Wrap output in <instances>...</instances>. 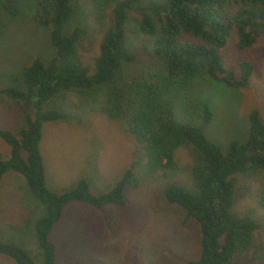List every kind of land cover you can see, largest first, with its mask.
I'll return each instance as SVG.
<instances>
[{"label":"trees","instance_id":"trees-1","mask_svg":"<svg viewBox=\"0 0 264 264\" xmlns=\"http://www.w3.org/2000/svg\"><path fill=\"white\" fill-rule=\"evenodd\" d=\"M78 1L0 0V9L10 16L27 8L34 21L47 28L54 48L46 61L31 58L14 84L0 87V95L26 108L21 114L23 126L13 131L0 128V139L9 147L8 157H0V178L6 172L20 174L44 205L33 221L42 252L39 264H54L55 245L49 233L66 202L79 201L95 209L106 204L124 206L125 188L136 186L141 174L174 173L178 146L187 148L191 156L186 168L189 180L174 179L161 190L166 204L176 205L182 221L192 220L197 226L199 252L187 262L231 263L249 251L252 233L259 227L249 210L238 214L233 209L239 195L237 179L258 176L264 207V114L251 108L244 139L230 140L222 147L204 132L213 117L209 106L202 103L200 120L194 122L176 116L174 99L204 79L232 88L248 84L251 62H238L236 75L223 65L221 49L232 32L239 49L264 33V0H89L90 24H105L91 64L78 56V44L89 35V26L67 28ZM130 13L146 39L151 65L134 73L122 69L137 56L125 36ZM113 82L116 86L107 94L109 106L104 111L109 117L124 118L125 130L134 139L130 162L102 193L90 192L83 178L62 190L49 188L39 149L41 127L45 121L63 119L65 113L45 107V101L65 90L87 92ZM0 254L15 264H37L22 247L2 239Z\"/></svg>","mask_w":264,"mask_h":264},{"label":"rangeland","instance_id":"rangeland-1","mask_svg":"<svg viewBox=\"0 0 264 264\" xmlns=\"http://www.w3.org/2000/svg\"><path fill=\"white\" fill-rule=\"evenodd\" d=\"M74 7L67 28L80 23L89 26L91 32L78 44V56L91 64L98 54L105 24H90L89 0H80ZM134 16L130 13L126 20L125 36L137 56L122 68L131 73L151 66L146 39L136 29ZM254 41L239 49L232 32L221 49L223 65L233 68L236 75L238 62H251L252 74L244 88L204 79L174 99L176 116L194 122H199L200 107L206 103L213 117L204 132L222 147L230 140L244 139L251 108L264 114V33L259 32ZM53 54L47 28L34 21L27 8L15 16L0 9V87L14 84L13 79L18 78L31 58L37 56L46 61ZM114 86L113 82L87 92L65 90L45 101V107H57L65 113L63 119L45 121L41 127L39 149L49 188L62 190L83 178L90 192L102 193L113 186L130 162L134 139L125 130L124 118L109 117L104 111L109 106L107 94ZM25 109L0 95V128L13 131L23 126L21 114ZM8 155L9 147L0 139V157ZM174 158L178 166L174 173L141 174L136 186H127L124 206L106 204L95 209L87 203L67 202L49 233L55 245L54 264H188V260L195 258L199 252L196 224L192 220L182 221L176 205L166 204L162 197L161 189L168 182L189 180V150L176 147ZM236 188L239 195L233 204L234 211L241 214L249 210L259 227L252 233L249 251L228 264H264V207L260 205L262 188L258 176L237 179ZM41 204L20 174L6 172L1 176L0 234L12 231L1 239L22 247L37 264L42 252L33 221L43 212ZM0 264L15 263L0 254Z\"/></svg>","mask_w":264,"mask_h":264},{"label":"crops","instance_id":"crops-1","mask_svg":"<svg viewBox=\"0 0 264 264\" xmlns=\"http://www.w3.org/2000/svg\"><path fill=\"white\" fill-rule=\"evenodd\" d=\"M46 183V182H45ZM40 202V201H39ZM69 202V201H68ZM71 202H73V201H71ZM74 202H79V201H74ZM70 203V202H69ZM83 203V202H82ZM66 204H67V202L64 204V206H63V208H62V210L65 208V206H66ZM42 205V204H41ZM42 210L44 211V205L42 206ZM38 213V212H37ZM43 212H41L40 214H37L36 216H39V215H41ZM53 227V226H52ZM6 234H12V231H10V230H8L6 233H4V234H0V239L1 238H4V236L6 235ZM31 236H32V234H31ZM33 241H34V239H33ZM32 241V242H33ZM42 258V257H41Z\"/></svg>","mask_w":264,"mask_h":264}]
</instances>
